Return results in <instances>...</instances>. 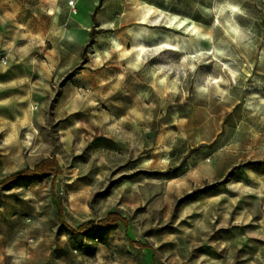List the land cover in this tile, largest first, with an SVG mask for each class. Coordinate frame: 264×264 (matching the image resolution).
I'll return each instance as SVG.
<instances>
[{
	"label": "rangeland",
	"instance_id": "rangeland-1",
	"mask_svg": "<svg viewBox=\"0 0 264 264\" xmlns=\"http://www.w3.org/2000/svg\"><path fill=\"white\" fill-rule=\"evenodd\" d=\"M0 264H264V0H0Z\"/></svg>",
	"mask_w": 264,
	"mask_h": 264
},
{
	"label": "trees",
	"instance_id": "trees-1",
	"mask_svg": "<svg viewBox=\"0 0 264 264\" xmlns=\"http://www.w3.org/2000/svg\"><path fill=\"white\" fill-rule=\"evenodd\" d=\"M52 171L55 174L59 173V168L57 165V162L54 158H49V159H43L39 161L32 169L30 168H25L20 170L19 172H16L10 176L7 177V179H20V178H29L32 176H38L43 173ZM117 222H124V218L120 217V215L116 213H108L104 218L99 219L95 226L99 229H105ZM93 221H85L81 225H79L78 229L76 231H81L87 227H92ZM67 229L71 232H74L75 230L71 227H67Z\"/></svg>",
	"mask_w": 264,
	"mask_h": 264
},
{
	"label": "bare ground",
	"instance_id": "bare-ground-1",
	"mask_svg": "<svg viewBox=\"0 0 264 264\" xmlns=\"http://www.w3.org/2000/svg\"><path fill=\"white\" fill-rule=\"evenodd\" d=\"M192 29H193L194 31L196 30V28H195L194 26L192 27ZM190 32H191V29H190ZM195 34L198 35L197 32H196ZM206 34H207V33H206ZM141 49H142V47H141ZM141 49L139 48V50H141Z\"/></svg>",
	"mask_w": 264,
	"mask_h": 264
}]
</instances>
